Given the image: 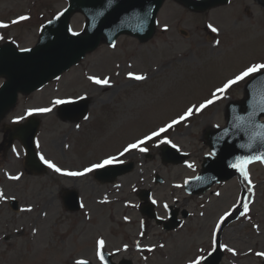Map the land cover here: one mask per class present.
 <instances>
[{
  "label": "rangeland",
  "instance_id": "rangeland-1",
  "mask_svg": "<svg viewBox=\"0 0 264 264\" xmlns=\"http://www.w3.org/2000/svg\"><path fill=\"white\" fill-rule=\"evenodd\" d=\"M66 5L67 0H0V22L9 24L0 28L4 37L0 45L12 40L20 48L35 46L42 25ZM21 15L30 18L11 23ZM85 21L84 14L76 12L71 26L82 31ZM209 25L219 31L212 32ZM260 62H264V9L253 0H231L228 5L206 12L192 11L176 0H166L151 40L142 43L122 35L115 47L103 41L59 79L30 95L21 94L16 106L0 121V191L8 197L0 200V264H74L80 259L102 264L96 255L99 238L106 241L104 249L121 251L116 259L130 258L134 264H188L199 249L205 253L211 250L212 233L220 216L245 197H250L249 212L240 216L241 205L216 233L222 245L237 253L233 255L223 248L221 264H264V257L255 255L264 252L263 163L248 166L252 193L247 191L250 185L240 175L214 185L203 195L191 196L184 189L186 178L197 175L200 160L209 153L205 130L225 125L227 102L244 98V86L250 78L163 134L182 150L191 151L189 161L163 163L162 143L154 138L153 143L147 141L143 145L147 152L133 150L119 157L122 161H134L136 167L114 184L99 183L92 174L71 177L52 169L40 175L31 174L25 167L24 148L18 140L9 145L7 131L17 117L26 119L28 109L50 107L56 98L88 96L87 120L63 121L58 117L57 106L38 117L39 153L64 170H80L103 157L119 156L127 144L163 127L188 107L203 103L228 79ZM129 72L147 78L136 81L128 77ZM88 76L108 77L110 86L102 88L88 80ZM3 81L0 78V84ZM188 163L194 167L188 168ZM157 173L165 179V183H154L155 197L162 202L159 209L168 203L191 212L183 226L174 231H165L151 220L144 226L138 209L137 187L153 186L152 177ZM18 174H22L20 180L9 179V175ZM72 189L80 192L84 205L77 212H69L63 203L64 192ZM119 195L123 201H110ZM12 198L18 199L20 209L11 207ZM129 203L132 208L127 207ZM28 208L31 211L22 210ZM141 238L146 245L158 244L159 248L138 250Z\"/></svg>",
  "mask_w": 264,
  "mask_h": 264
},
{
  "label": "water",
  "instance_id": "water-1",
  "mask_svg": "<svg viewBox=\"0 0 264 264\" xmlns=\"http://www.w3.org/2000/svg\"><path fill=\"white\" fill-rule=\"evenodd\" d=\"M164 0H70V7L63 12L59 19L47 24L41 34L40 41L31 52L18 51L16 46L7 43L0 47V76H5L7 81L0 87V120L6 112L14 106L19 92L31 93L42 87L51 79L60 76L72 65L85 57L87 52L98 47L101 39H107L113 43L122 33H128L139 37L141 40L149 39L155 30V19L157 12ZM187 7L198 11H205L211 7L227 3L228 0H179ZM103 9L104 15L99 16L97 12ZM83 11L89 17L86 32L73 36L69 32V21L75 11ZM250 81L249 83H251ZM248 83V84H249ZM247 98L240 102H232L228 106V126L221 130H211L206 137L215 156H209L205 163L201 180H193L202 184V190L209 188L213 183L233 177L236 171L228 164L233 162L237 155H255L264 152V142L257 139L252 141L251 147H239L248 145L249 134L232 128L233 118L236 115L246 114L248 101L259 86L256 85L249 90ZM80 105L81 107L79 108ZM88 100H81L72 104L64 105L60 115L64 119L79 120L86 112ZM78 109V110H77ZM77 110V111H76ZM264 114L255 119L259 123ZM39 126V121L31 119L25 126H17L11 132L9 142L15 138L23 141L29 151L27 166L31 171L42 172L43 166L37 161L34 148V137ZM225 129L229 130L227 137H222ZM222 137V138H221ZM170 148H164V160L181 161L171 157ZM174 154V153H173ZM172 154V156H173ZM131 168V165H115L99 171L98 177L104 181H113L117 175L123 174ZM193 192L195 189H190ZM71 196V195H70ZM73 200L71 209L78 208L77 193H72ZM71 197V198H72ZM151 211V210H150ZM151 215V212H148ZM178 223L170 225L174 228ZM222 253H214L209 259L210 264H219Z\"/></svg>",
  "mask_w": 264,
  "mask_h": 264
},
{
  "label": "snow or ice",
  "instance_id": "snow-or-ice-1",
  "mask_svg": "<svg viewBox=\"0 0 264 264\" xmlns=\"http://www.w3.org/2000/svg\"><path fill=\"white\" fill-rule=\"evenodd\" d=\"M109 3H111V0H109ZM63 15V12L58 13L57 16L55 17V19H59V17ZM97 15L99 16H103L104 15V11L103 9L99 10L97 12ZM30 17L27 15H21L19 17H17V19L11 21L12 24H16L19 23L21 21H26L28 20ZM49 24L52 23V21H48ZM9 27V24H6L4 22H0V28H7ZM209 27L211 28L212 32H218L219 30L211 25H209ZM167 26H165V30H166ZM69 32H71V34L73 36H78L79 33L77 32H73L71 29H69ZM4 37L2 35H0V40H3ZM215 43L217 45H219L220 41L216 40ZM112 47H115V44L112 45ZM21 52H31L32 49L30 48H20L19 49ZM128 77L130 79L136 80V81H143L145 80L147 77L143 74H135L132 72H129ZM60 77H56V79H59ZM249 78H251V83L248 84V88L249 90H252L256 85L259 86V89L257 92H254L252 95V98L248 101V108L250 110H248L246 112V114L243 115H236L233 120V124H232V128H234L236 130V133H240V132H245L248 133L249 130H253L250 132L248 138L250 143L248 145H238L239 147H251L252 141H255L257 139L261 140L262 142H264V123H259L256 121V117L264 114V62H260V63H253L247 67H245L242 71H240L238 74H235L231 79H228L225 83H223V85L221 87H218L215 89L214 92L211 93V98H208L206 100H204L203 103H199V104H194L190 107H188L183 114L179 115L177 118L172 119L170 122L166 123L163 127L158 128L157 130L152 131L150 134L145 135L143 138L141 139H137L135 142L133 143H129L127 144L126 147L123 148V151H121L119 153V156H108L107 158L101 160L98 163H94L92 164L90 167L84 168L82 171H68V170H64L61 167L57 166L56 163H54L53 161L46 159L45 156L42 153H38L39 156V160L40 162H42L44 165H46L48 168L52 169L54 172L59 173L61 175L64 176H71V177H80V176H84L88 173H91L95 170L98 169H104L110 165L113 164H117V163H123L122 160L119 159V157L124 156L126 153H129L133 150H138L140 152H147L148 148L143 147V145L147 142L152 140L153 138H159V143L162 144H167L170 145L173 149H176L178 152L180 151L179 146L175 143H173V141L171 139H168L167 136L163 135L165 133H167V131L169 129H172L175 125L180 124L183 121H187L190 117H192L194 114L200 113L202 110H204L205 108H207L208 106L212 105L215 103L216 100L221 99L222 98V94L226 93L228 89H230L232 86L237 85L239 82L241 81H246ZM88 80H90L91 82H93L94 84L97 85H102V86H110V79L108 77H104L103 79H101L98 76H88ZM85 97L83 96H79L76 97L75 99H84ZM75 99L73 98H67V99H61V98H56L54 100L51 101V106L50 107H37V108H31L28 109L26 112V116H32L34 114H46V113H50L53 111V108H55L58 105H65V104H72L75 102ZM25 119L24 116L21 117H17L14 120V123H18L20 120ZM84 119H88L87 116L84 117ZM77 128L80 127L79 124L76 125ZM216 127H219V125H217ZM229 135V130L225 129L224 132L222 133V137H227ZM221 137V138H222ZM36 147L39 148V141H36ZM13 152L16 153L17 156L20 155L19 152H17L16 148L13 147ZM209 156H215L217 155L216 151L210 152L208 153ZM254 161H259L261 163H264V152H260L258 154L255 155H237L235 156L233 162L228 164V167L234 169L235 171H237L239 173V175L243 178L244 181H246L248 183V185H250V187L248 188V192L252 193L253 191V187L252 185V181L250 179V175L248 172V165H250L251 163H253ZM188 168H193V164L188 163L187 164ZM22 174H18V175H9V179L11 180H20ZM193 180H201L202 177L200 176H196L191 178ZM190 183L189 179H186L184 181V184L187 185ZM176 187H181V185H176ZM217 196L220 195L219 192L216 193ZM8 199V197H6L3 193V191H0V200H6ZM248 199H250V197H245L243 200H238L237 204L233 205L232 210L225 212L222 216H220L219 221L217 222V224L215 225V230L212 233V247L211 250H209L207 253H205L204 249H199L198 255H195L193 258H190L188 260V264H210V257L214 254V252L217 250L216 246H217V240H216V233L220 230L221 228V224H223L225 222V220L232 215V211L237 210L241 205L243 208V211H240V216H245L248 212H249V203L247 202ZM153 204H156L157 201L155 199L152 200ZM84 205L81 204V207H83ZM164 209H168V204L165 203L163 205ZM24 211H31V208L28 209H22ZM201 215H203V213H201ZM125 219L127 220L128 218L125 217ZM141 235H143V232H141ZM106 241L103 238H99L96 241V255L99 258V260L102 262V264H105V255L103 252V249L105 247ZM161 247H163V245H161ZM220 247L225 248L228 252H231L233 255H236L237 253L235 252L234 249L227 247L226 245H220ZM127 248V245H125V249ZM149 251H151L152 249L149 248ZM117 251H119V249H117ZM255 255L259 256V257H264V252H257L255 253ZM74 264H88V261L86 260H76L74 262Z\"/></svg>",
  "mask_w": 264,
  "mask_h": 264
},
{
  "label": "bare ground",
  "instance_id": "bare-ground-1",
  "mask_svg": "<svg viewBox=\"0 0 264 264\" xmlns=\"http://www.w3.org/2000/svg\"><path fill=\"white\" fill-rule=\"evenodd\" d=\"M234 214H236V211H234Z\"/></svg>",
  "mask_w": 264,
  "mask_h": 264
}]
</instances>
